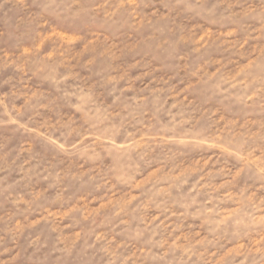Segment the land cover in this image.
Masks as SVG:
<instances>
[{"label":"rangeland","instance_id":"obj_1","mask_svg":"<svg viewBox=\"0 0 264 264\" xmlns=\"http://www.w3.org/2000/svg\"><path fill=\"white\" fill-rule=\"evenodd\" d=\"M0 264H264V0H0Z\"/></svg>","mask_w":264,"mask_h":264}]
</instances>
